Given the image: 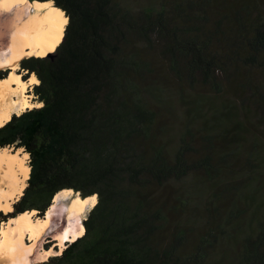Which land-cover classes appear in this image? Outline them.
<instances>
[{
  "label": "trees",
  "instance_id": "trees-1",
  "mask_svg": "<svg viewBox=\"0 0 264 264\" xmlns=\"http://www.w3.org/2000/svg\"><path fill=\"white\" fill-rule=\"evenodd\" d=\"M29 1L68 22L19 62L44 107L0 130L31 153L10 217L99 194L46 264H264V0Z\"/></svg>",
  "mask_w": 264,
  "mask_h": 264
},
{
  "label": "bare ground",
  "instance_id": "bare-ground-1",
  "mask_svg": "<svg viewBox=\"0 0 264 264\" xmlns=\"http://www.w3.org/2000/svg\"><path fill=\"white\" fill-rule=\"evenodd\" d=\"M2 13H12L14 16L19 15L20 17L17 22L16 36L12 37L11 47L8 50V58L0 60V62L10 61L11 69L15 67V62L23 57L22 48H25V54L35 57H45L48 53L53 52L61 42L68 22L64 12L54 7L52 2L0 0V14ZM25 15L27 16L26 19ZM15 57H20V59H15ZM10 75L0 81L8 80ZM21 83L27 84L22 80ZM18 89L19 85L17 84H8L7 87L0 84V114L4 109L10 108V105L19 100L22 95H27L26 90L21 93ZM13 91H16L15 96L12 95ZM12 113H15V111H12ZM21 179L22 176L17 163L9 158L0 157V211H3L5 207L12 209V203L22 195L18 191L21 186L19 183ZM65 192L69 195L63 196L62 194ZM72 192L73 190L67 189L57 193L43 219L36 221L31 219L36 211L25 212L9 219V222L15 224L17 230L15 234L11 230L14 228L0 231V256L4 257L2 264H13V261H17L18 264H24V261H27V264H29L33 249L29 246L23 248L19 245L23 234L28 235L31 240L37 239L48 228L52 219L59 214L70 221L65 230L56 237L59 244L63 243L64 247L66 243H71L81 237L78 235L79 227L76 222L79 220L81 222L80 226L83 227V214L88 206L85 205L84 211L81 212L80 208L84 199L79 196L75 197L70 206L62 204L61 202L66 201ZM78 200L79 203H77ZM65 234H67L68 239L61 242L60 237ZM74 236L76 237L75 240H73ZM15 248H19V250ZM29 249L31 250L30 253Z\"/></svg>",
  "mask_w": 264,
  "mask_h": 264
},
{
  "label": "rangeland",
  "instance_id": "rangeland-1",
  "mask_svg": "<svg viewBox=\"0 0 264 264\" xmlns=\"http://www.w3.org/2000/svg\"><path fill=\"white\" fill-rule=\"evenodd\" d=\"M27 18V16L25 15V19ZM18 19H20L19 15H15L14 14H7V13H2L0 14V60L2 59H6L8 58V50L11 47V43H12V37L16 36V28H17V22ZM23 50V58H27V57H31L26 53V51L24 50L25 48H22ZM19 61L15 62V67L16 65H19ZM12 69L10 66H7L5 69L0 70V76L4 77L0 80H3L5 78H8L10 73H11ZM22 70H17L15 75L20 76L21 80L23 82H28L30 76L32 75H22ZM33 86L34 85H28L26 88V96H34L32 94V90H33ZM31 103H37L35 100L30 101ZM15 113H12V115ZM13 155L15 154L14 152L12 153ZM17 167H19V164L17 163ZM20 168V167H19ZM27 182V181H26ZM24 190V189H23ZM23 193V192H22ZM17 195V194H16ZM78 196V194H76L74 191L70 194V196L67 198L66 201L61 202L62 204H67L68 206H70L73 202L75 197ZM16 202V201H15ZM14 202V203H15ZM12 203V205L14 204ZM61 204V205H62ZM60 206V205H59ZM13 211V207L11 209V211H0L1 217H4L5 221H0V231L1 230H10L11 229L12 232L15 234L16 233V226L14 223L9 222V219L14 218V217H10L11 216V212ZM90 211L88 210V207L85 209L84 214H83V220L86 219L88 213ZM44 215L39 216L37 211L36 213H34L31 216V219L36 221L38 219H43ZM82 220V222H83ZM70 221L68 219H66L64 216H62L61 214L57 215L55 218L52 219V222L50 223V225L48 226V228L37 238L34 240H31L28 238V235H26L25 233L22 236V241L21 244H19L20 246H22L23 248H26V246H29L30 248L33 249V254L31 256L30 262L29 264H46V262L51 258L54 257L56 255L53 256H48L47 258L45 257V253L46 252H54V253H60L61 254V245L59 244V241L56 239L57 235H59L62 231L65 230V228L67 227L68 223ZM15 241V240H13ZM66 245V244H65ZM65 245L63 247V249L65 248ZM18 247V245H17ZM17 250H19V248H15Z\"/></svg>",
  "mask_w": 264,
  "mask_h": 264
},
{
  "label": "clouds",
  "instance_id": "clouds-1",
  "mask_svg": "<svg viewBox=\"0 0 264 264\" xmlns=\"http://www.w3.org/2000/svg\"><path fill=\"white\" fill-rule=\"evenodd\" d=\"M15 59H20V57H15ZM7 66H10V61L5 60L3 62H0V70L5 69ZM19 68H20L19 65H16V67L12 68V73L10 75V78L5 81H0V84H3L5 87H7L8 84H17L19 85L18 91H20L21 93H23L26 90L28 85H39L40 84V81L37 79V76L35 73H33L30 76V79L27 82V84L21 83V77L15 75L16 71L19 70ZM26 74H27V71L24 70L22 72V75H26ZM12 95L15 96L16 91H13ZM34 99H38V98L34 96H23L22 95L19 100H16L10 105V108L4 109L2 114H0V130L5 129L6 125H8L10 121L12 120V111H15L16 117H20L25 112V110H31V109L39 110L44 107L43 102H37V103L30 102ZM18 145L19 147H17ZM13 152L15 153L14 155L12 154ZM0 157L9 158L12 161L19 164L20 174L22 176V179L19 181L21 186L18 189V191L22 193L23 189L29 186L25 182L29 180L30 173L32 171V168L30 166L31 153L27 150V146L24 145L23 142L19 138H17L12 144L4 145L0 147ZM62 195L67 196L69 195V193L65 192ZM79 202L80 201L78 200L77 203ZM98 203H99V194L94 193L91 196L84 199L83 204H81L80 210L81 212H83L84 206L87 205L88 210L91 211V209L95 208L98 205ZM3 210L6 212L11 211V208L5 207ZM76 223H77V226L79 227L78 235L83 236L85 229L82 226H80L81 222L79 220H77ZM66 239H68L67 234L60 237L61 242H63ZM75 239L76 237L74 236L73 240ZM28 251L30 253L31 250L29 249ZM62 251H63V243H61V252ZM53 255H60V253H54V252L49 251L48 253H45L44 258H46L47 256H53ZM3 259L4 257L0 256V264H2ZM13 264H18V262L13 261ZM24 264H27V261H24Z\"/></svg>",
  "mask_w": 264,
  "mask_h": 264
},
{
  "label": "water",
  "instance_id": "water-1",
  "mask_svg": "<svg viewBox=\"0 0 264 264\" xmlns=\"http://www.w3.org/2000/svg\"><path fill=\"white\" fill-rule=\"evenodd\" d=\"M50 53H52V52H50ZM50 53H48L46 56L50 55Z\"/></svg>",
  "mask_w": 264,
  "mask_h": 264
}]
</instances>
